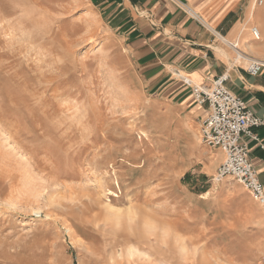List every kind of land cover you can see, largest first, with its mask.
Here are the masks:
<instances>
[{"label": "rangeland", "instance_id": "rangeland-1", "mask_svg": "<svg viewBox=\"0 0 264 264\" xmlns=\"http://www.w3.org/2000/svg\"><path fill=\"white\" fill-rule=\"evenodd\" d=\"M215 149L89 0H0V264H264Z\"/></svg>", "mask_w": 264, "mask_h": 264}, {"label": "crops", "instance_id": "crops-1", "mask_svg": "<svg viewBox=\"0 0 264 264\" xmlns=\"http://www.w3.org/2000/svg\"><path fill=\"white\" fill-rule=\"evenodd\" d=\"M105 29L114 34L142 81L187 110L195 122L207 113L180 75L208 84L227 73V87L264 117V67L253 75L251 60L264 63V5L253 0H89ZM260 32L257 38L252 28ZM264 144V127L255 130ZM250 159L264 184V149L243 136ZM214 150V149H213ZM210 172L224 159L215 149ZM248 223L253 250L264 257V204ZM252 221V222H249Z\"/></svg>", "mask_w": 264, "mask_h": 264}, {"label": "built area", "instance_id": "built-area-1", "mask_svg": "<svg viewBox=\"0 0 264 264\" xmlns=\"http://www.w3.org/2000/svg\"><path fill=\"white\" fill-rule=\"evenodd\" d=\"M263 5L264 0H253L254 7ZM252 31L259 38V29L253 27ZM263 67V62L251 60L247 70L257 75ZM180 78L192 89L195 101L206 106L207 113L200 123L202 141L224 153L213 181L221 183L232 177L245 187L255 201L264 204V184L250 159V146L243 140L244 135L248 136L264 149L255 131L264 127V117L255 114L241 96L227 87V73L216 76L208 84L196 83L190 76L183 74Z\"/></svg>", "mask_w": 264, "mask_h": 264}, {"label": "bare ground", "instance_id": "bare-ground-1", "mask_svg": "<svg viewBox=\"0 0 264 264\" xmlns=\"http://www.w3.org/2000/svg\"><path fill=\"white\" fill-rule=\"evenodd\" d=\"M16 174V173H15ZM133 204V203H132ZM115 205H113V204H108V208L110 209V210H113L115 213V215H117V216H119L120 214H122V212L123 211H121V209H115L116 207H114ZM137 206V205H136ZM130 212L131 213H133L134 211H133V208L132 207H130ZM39 211V210H38ZM124 214V213H123ZM137 214V213H136ZM135 214V215H136ZM133 215H134V213H133ZM134 215V216H135ZM131 216V215H130ZM133 216V217H134ZM131 219V218H130ZM131 220H134L133 218L131 219ZM69 231H70V229H69ZM150 232H151V229H150ZM134 254H135V251H134V249H131L130 251H129V255L132 257V256H134Z\"/></svg>", "mask_w": 264, "mask_h": 264}]
</instances>
